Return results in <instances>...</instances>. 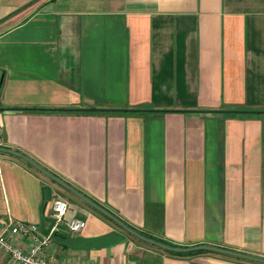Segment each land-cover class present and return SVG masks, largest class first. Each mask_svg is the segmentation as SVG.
Here are the masks:
<instances>
[{"label":"crops","instance_id":"crops-1","mask_svg":"<svg viewBox=\"0 0 264 264\" xmlns=\"http://www.w3.org/2000/svg\"><path fill=\"white\" fill-rule=\"evenodd\" d=\"M0 108V145L137 231L264 257V0H0ZM58 198L86 226L57 262L257 264L144 243L0 153V222L47 235Z\"/></svg>","mask_w":264,"mask_h":264},{"label":"built area","instance_id":"built-area-1","mask_svg":"<svg viewBox=\"0 0 264 264\" xmlns=\"http://www.w3.org/2000/svg\"><path fill=\"white\" fill-rule=\"evenodd\" d=\"M69 208V202L63 198L54 201L50 210L53 226L47 235H42L39 226L34 223L13 218L0 222V250L9 257L11 264H66L48 259L46 253L59 227H65L72 234L80 233L85 228L84 219L67 218ZM15 239L25 241L28 246L19 245Z\"/></svg>","mask_w":264,"mask_h":264},{"label":"water","instance_id":"water-1","mask_svg":"<svg viewBox=\"0 0 264 264\" xmlns=\"http://www.w3.org/2000/svg\"><path fill=\"white\" fill-rule=\"evenodd\" d=\"M0 153L5 154L11 157H14L16 159H19L28 165H30L32 168H34L36 171H38L43 176L47 177L57 185L61 186L62 188L66 189L70 193H72L75 197L80 199L82 202L87 204L89 207L97 211L102 216L109 219L111 222L116 224L118 227L126 231L131 236L143 241L144 243H147L149 245L158 247L160 249H163L165 251L175 253V254H188V253H195V252H206V253H212L217 254L221 256L236 258L244 261H249L257 264H264V257L250 255L247 253H243L240 251L232 250L225 247H220L216 245L211 244H198V245H192V246H171L168 244H165L159 240L150 238L143 233L137 231L133 227H131L129 224L125 223L123 220H121L119 217H117L113 212L109 211L102 205L98 204L97 202L93 201L91 198L80 192L79 190L75 189L73 186L65 182L60 177L56 176L52 172H50L48 169L43 167L41 164H39L37 161L29 157L28 155L17 151L15 149H11L5 146L0 145Z\"/></svg>","mask_w":264,"mask_h":264},{"label":"trees","instance_id":"trees-1","mask_svg":"<svg viewBox=\"0 0 264 264\" xmlns=\"http://www.w3.org/2000/svg\"><path fill=\"white\" fill-rule=\"evenodd\" d=\"M0 110H10V109H1ZM11 110H18V111H31V112H66V111H81V110H44V109H11ZM90 111H104V112H108L106 110H90ZM115 112H121V113H127V112H133V111H126V110H112ZM227 114L231 115V116H236L238 114H252V112H244V111H240V110H228L226 111ZM27 166L31 169H33L30 165L27 164ZM102 216V215H101ZM105 220L110 221L109 219H107L106 217L102 216ZM142 233V232H141ZM144 235L159 240L165 244L171 245V246H178L170 241L167 240H163V239H157L151 235L145 234ZM200 253H205V252H195V253H188V254H178V255H196V254H200Z\"/></svg>","mask_w":264,"mask_h":264}]
</instances>
